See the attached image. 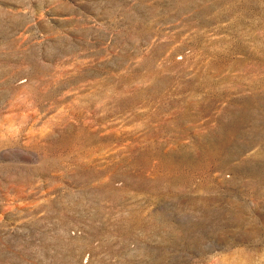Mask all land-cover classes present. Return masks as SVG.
Returning a JSON list of instances; mask_svg holds the SVG:
<instances>
[{
    "label": "rangeland",
    "instance_id": "374dc122",
    "mask_svg": "<svg viewBox=\"0 0 264 264\" xmlns=\"http://www.w3.org/2000/svg\"><path fill=\"white\" fill-rule=\"evenodd\" d=\"M0 264H264V0H0Z\"/></svg>",
    "mask_w": 264,
    "mask_h": 264
}]
</instances>
